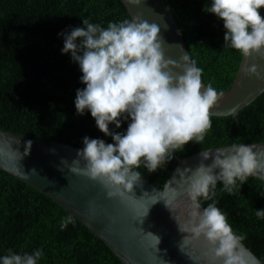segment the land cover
I'll return each instance as SVG.
<instances>
[{
	"label": "clouds",
	"instance_id": "clouds-1",
	"mask_svg": "<svg viewBox=\"0 0 264 264\" xmlns=\"http://www.w3.org/2000/svg\"><path fill=\"white\" fill-rule=\"evenodd\" d=\"M142 2L128 0L133 6ZM261 8L264 0H211L203 11L223 22L225 47L264 60ZM82 24L58 34L64 41L62 54H70L78 64L80 82L85 85L76 92V112L81 116L90 113L98 130L112 143L84 137L69 171L98 181L109 199H131L130 193L142 176L138 169L155 173L189 142L201 145L205 141L212 127L210 110L224 98V92L203 83V69L189 54L179 61L166 59L160 28L139 15L110 21L106 27L89 18L82 19ZM244 71L264 81V67L254 63ZM123 122H127L126 130L116 131ZM31 146L27 141L22 154L11 144L0 145V157L18 162L29 155ZM201 159L194 170H184L191 175H182L192 210L184 223H177L179 231L186 233L179 248L184 252L193 241L203 238L209 245L204 253L207 264H249L242 246L246 237L233 229L227 214L217 206V185L219 182L222 192L233 195L249 177L264 181V151L239 143L215 155L202 151ZM209 159L211 163L206 165L204 161ZM180 194L172 188L170 199L164 200L170 211ZM201 200L210 202L202 208ZM158 201L154 199L152 205ZM150 207L144 209L143 218ZM255 215L264 220V209H257ZM73 222L71 215L63 217L60 229ZM147 236L158 251L160 237L151 232ZM43 258L42 248L32 253L9 249L7 255L0 256V264H40Z\"/></svg>",
	"mask_w": 264,
	"mask_h": 264
},
{
	"label": "trees",
	"instance_id": "trees-1",
	"mask_svg": "<svg viewBox=\"0 0 264 264\" xmlns=\"http://www.w3.org/2000/svg\"><path fill=\"white\" fill-rule=\"evenodd\" d=\"M189 55L203 69V81L228 90L242 55L224 46L223 22L203 11L211 0H166ZM107 26L131 18L121 0H0V129L12 133L83 147V138L112 143L98 130L90 113L77 115L75 98L82 72L70 54H62L58 34L83 26L82 19ZM212 127L199 145L189 142L155 173H139L163 185L179 158L203 149L264 142V92L230 116H211ZM123 122L118 132H124ZM114 128V126H110ZM217 185L218 207L243 243L264 263V181L249 177L233 195ZM210 201L201 200L206 207ZM51 198L0 168V256L43 249L40 264H121L108 246Z\"/></svg>",
	"mask_w": 264,
	"mask_h": 264
},
{
	"label": "water",
	"instance_id": "water-1",
	"mask_svg": "<svg viewBox=\"0 0 264 264\" xmlns=\"http://www.w3.org/2000/svg\"><path fill=\"white\" fill-rule=\"evenodd\" d=\"M121 2L130 17L139 15L144 21L160 28V36L165 41L166 59L179 61L182 56L189 54L166 0H143L139 6L128 4V0ZM259 12L264 17V8L259 9ZM254 63L264 67V60L255 54L252 57L242 55L231 87L223 91L224 98L210 110L212 116L233 115L264 92V81L249 77L244 71ZM27 141L32 143L29 155L18 162L0 157V168L45 194L74 216L108 246L121 264H163V261L166 264H207L204 253L209 245L203 238L184 248L188 255L179 248L186 233L179 231L177 223H184L192 210L184 192L187 184L182 175L186 178L191 173L184 172L185 169L194 170L202 163V151L215 155L229 151L232 145L203 149L179 158L169 178L161 186L141 176L140 182L134 185L130 193L131 199L122 201L119 198H107V190L98 181L69 171L81 147L0 129V145L11 144L14 150L23 154ZM245 144L254 145L256 152L264 151V142ZM204 163L210 164L211 159ZM172 188L181 194L173 201L170 211L164 200L170 199ZM154 199L160 201L152 205ZM146 207H150L149 213L143 218ZM149 232L160 237L158 251L147 236ZM242 246L249 264H264L243 242Z\"/></svg>",
	"mask_w": 264,
	"mask_h": 264
}]
</instances>
